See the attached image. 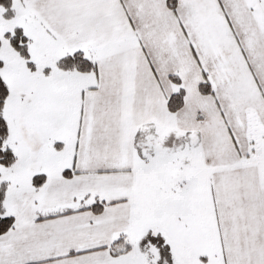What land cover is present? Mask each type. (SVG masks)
<instances>
[{"label":"snow or ice","instance_id":"obj_1","mask_svg":"<svg viewBox=\"0 0 264 264\" xmlns=\"http://www.w3.org/2000/svg\"><path fill=\"white\" fill-rule=\"evenodd\" d=\"M0 264H264V0H0Z\"/></svg>","mask_w":264,"mask_h":264}]
</instances>
